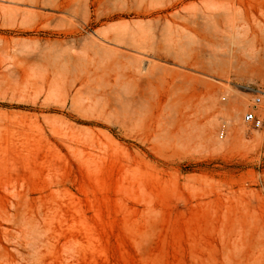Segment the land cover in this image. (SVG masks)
<instances>
[{"label": "rangeland", "instance_id": "1", "mask_svg": "<svg viewBox=\"0 0 264 264\" xmlns=\"http://www.w3.org/2000/svg\"><path fill=\"white\" fill-rule=\"evenodd\" d=\"M56 1L0 0V264H264V45L162 0Z\"/></svg>", "mask_w": 264, "mask_h": 264}, {"label": "bare ground", "instance_id": "2", "mask_svg": "<svg viewBox=\"0 0 264 264\" xmlns=\"http://www.w3.org/2000/svg\"><path fill=\"white\" fill-rule=\"evenodd\" d=\"M19 1H27V0H19ZM36 1V0H35ZM43 1V0H42ZM59 1V0H57ZM56 1V2H57ZM132 2H130V4L133 3V1L137 2V3H146V0H131ZM32 2V0H31ZM55 2V1H54ZM44 3V2H42ZM62 3V2H61ZM66 3V2H65ZM56 4V3H55ZM136 4V3H135ZM138 4V5H139ZM160 4V3H159ZM137 5V4H136ZM54 6V5H53ZM61 6V5H60ZM69 6V5H68ZM135 6V5H134ZM133 6V8H134ZM4 6H2L1 8H3ZM63 7V6H62ZM70 7V6H69ZM73 7V6H72ZM71 7V9H72ZM132 7V6H131ZM57 8V7H56ZM67 8V7H66ZM142 8V7H141ZM146 8V7H145ZM6 9L7 11V8H4ZM70 9V10H71ZM135 9V8H134ZM58 10V9H57ZM143 10V9H142ZM27 11V10H26ZM60 11V10H59ZM151 11V10H149ZM154 12V10H152ZM157 11L159 12H162V11H174L172 12V14H170V17L172 19H175V18H180L181 17V14L182 12L184 11H189L191 12V15L194 16V17H197L199 15H203V16H207L209 18H213V19H221V20H227L228 22H230L233 26L235 27H238V28H241V26L244 28H247L246 29V32L247 34H251L253 36V38H255L256 40H258L261 44L264 45V0H162V4H161V7L158 6L157 8ZM66 12V11H65ZM69 12V10H68ZM4 13L7 14L4 10ZM25 13V12H24ZM27 13V12H26ZM25 13V14H26ZM29 13V11H28ZM171 13V12H170ZM165 14V13H164ZM148 15V14H147ZM150 15V14H149ZM160 15V14H159ZM121 16V15H120ZM202 16V17H203ZM162 17V16H161ZM122 18V17H121ZM164 19H170L169 18V15L165 16V17H162ZM108 19V18H107ZM196 19V18H194ZM161 20V19H160ZM159 20V21H160ZM158 21V22H159ZM22 24V23H21ZM20 24V26H21ZM25 23L23 22V25ZM15 25V24H14ZM16 26V25H15ZM28 26V25H27ZM30 26V25H29ZM13 28H15L14 26H12ZM18 27V26H16ZM23 27V26H21ZM20 27V28H21ZM9 28V27H8ZM7 28V29H8ZM11 28V27H10ZM9 28V29H10ZM24 28V27H23ZM26 29V28H24ZM124 29V28H123ZM29 30V29H28ZM119 30V29H118ZM27 31V30H26ZM32 31V30H31ZM128 31V30H127ZM131 31V30H130ZM128 32V34L132 33V32ZM25 32V31H24ZM120 30L118 31L117 34H120L119 33ZM115 33V34H116ZM116 34V35H117ZM123 35V33H122ZM125 35H126V31H125ZM131 35V34H130ZM129 37H133L132 35ZM121 36V35H120ZM127 36V35H126ZM125 36V37H126ZM116 37H119V35H117ZM136 37V36H134ZM124 38V37H123ZM129 38V39H130ZM1 39H3V37H1ZM0 39V40H1ZM6 39V38H5ZM126 39V38H125ZM132 40V39H131ZM9 41V40H8ZM133 43H135V40L133 38ZM139 41V40H138ZM141 41V40H140ZM2 42V41H0ZM7 42V41H6ZM62 42V41H61ZM126 42V41H125ZM128 42V41H127ZM20 43V42H19ZM121 43V42H120ZM123 43V41H122ZM62 44V43H61ZM138 44V43H137ZM127 45V44H126ZM129 45V44H128ZM8 46V45H7ZM131 46V44H130ZM6 47V46H5ZM4 49H7V47ZM99 49H102L103 47L100 48V46L98 47ZM105 48V47H104ZM3 49V48H1ZM3 49V50H4ZM11 49V48H9ZM8 50V49H7ZM14 50V49H13ZM19 50V49H18ZM10 51V50H9ZM15 51L17 52V48L15 49ZM20 51V50H19ZM22 51V50H21ZM20 51V52H21ZM4 52V51H3ZM2 52V53H3ZM8 52V51H7ZM12 52V51H11ZM14 52V53H16ZM23 52V51H22ZM21 52V53H22ZM1 53V52H0ZM9 53V52H8ZM19 53V52H18ZM7 54V53H5ZM27 54V53H26ZM97 54V52H96ZM30 54L28 53V56ZM9 56V55H8ZM13 56V55H12ZM32 56V55H31ZM223 57V56H222ZM228 57V56H227ZM238 57V56H237ZM135 60V58H134ZM133 60V61H134ZM130 62V61H129ZM138 62V61H136ZM134 61V63H136ZM132 63V62H130ZM140 63V62H139ZM219 63V62H217ZM243 63V62H242ZM229 62L228 60L226 59V62L225 60L220 63V64H216L215 68H219L220 70L222 69L224 71V69L226 67H228L227 69H229V66H228ZM235 64V63H234ZM96 65V64H95ZM98 65V64H97ZM100 65V64H99ZM131 65V64H129ZM125 66V65H124ZM122 67V66H121ZM232 68H235L236 70L238 71H241L244 69L245 64H241V62H237L236 65H233L231 66ZM123 68V67H122ZM99 69V68H98ZM101 69V68H100ZM124 69V68H123ZM126 70L124 71L123 75L122 76H125L127 77V79H131L130 81L127 82V84H130V82H132L135 86H136V82L137 80H141L143 78H146L145 76H147L148 74H152L155 70H152V69H148V72H150L151 70L153 72H150L148 74H145L144 73V69L143 67L139 64V65H135L132 63L131 66H127L125 68ZM212 69L214 71L212 72H215V69L212 67ZM221 70V71H222ZM90 71V70H88ZM97 71H100V70H97ZM226 71V70H225ZM224 71V72H225ZM87 72V71H86ZM218 72V70L216 71V73ZM220 72V71H219ZM88 73V72H87ZM95 73V72H94ZM99 74V73H98ZM94 75V74H93ZM92 75V76H93ZM97 75V74H96ZM87 76V75H86ZM91 76V75H90ZM121 76V78H123ZM89 77V76H88ZM120 75L118 76V79L116 78V81L119 80L120 78ZM148 77V76H147ZM151 77V76H150ZM101 78V77H100ZM91 79V77H90ZM125 79V78H123ZM90 82V81H89ZM88 83V82H87ZM139 82H137L138 84ZM205 84V83H204ZM108 85V84H106ZM139 85V84H138ZM112 87V86H110ZM249 90V89H248ZM228 91V90H227ZM246 94H250L249 92H245ZM213 98L214 97H210L211 99V102L213 103ZM224 98V97H223ZM234 98L233 100H231L229 103V106L231 105V107H233V109H235V111L231 114V121L232 123H234L237 118H239L240 114L243 113L245 111V108L247 107L248 105V102H247V99L243 96H240L238 94H235L233 95ZM110 98L108 97V100ZM113 99V98H112ZM111 99V102L113 101ZM128 100V99H127ZM114 103V101H113ZM238 121V120H237ZM242 129V128H241ZM242 130H238V133H241ZM226 134V127H223L221 129V132H220V135L221 137L223 138ZM259 134H256V138H259ZM30 225V224H29ZM25 226V225H23ZM26 227V226H25ZM40 227V226H39ZM28 228V227H26ZM31 231V230H30ZM26 233V232H25ZM40 236V235H39ZM25 241V240H23ZM27 241V240H26ZM23 243V242H22ZM40 243V242H39ZM30 244V243H29ZM28 245V244H26ZM39 247V246H38ZM31 250V249H30ZM246 256V255H245ZM242 257V256H241ZM250 257V256H249ZM38 258V257H37ZM237 261V260H236ZM249 261V260H248ZM247 261V262H248ZM32 262V261H31ZM30 262V263H31ZM250 262V261H249ZM248 262V264H250ZM235 263V262H234ZM246 263V262H245ZM252 264V263H251ZM255 264V263H253Z\"/></svg>", "mask_w": 264, "mask_h": 264}, {"label": "built area", "instance_id": "3", "mask_svg": "<svg viewBox=\"0 0 264 264\" xmlns=\"http://www.w3.org/2000/svg\"><path fill=\"white\" fill-rule=\"evenodd\" d=\"M262 100L259 97V94L256 95L254 99V107L255 109L246 112L244 116V122L248 125H251L255 129H260L264 125V121L260 115L257 114L256 108L261 104Z\"/></svg>", "mask_w": 264, "mask_h": 264}]
</instances>
